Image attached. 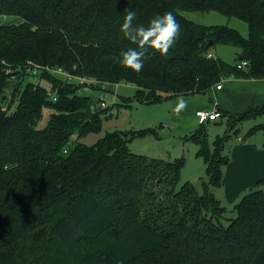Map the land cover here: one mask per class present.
Masks as SVG:
<instances>
[{"label": "trees", "instance_id": "trees-1", "mask_svg": "<svg viewBox=\"0 0 264 264\" xmlns=\"http://www.w3.org/2000/svg\"><path fill=\"white\" fill-rule=\"evenodd\" d=\"M128 11L135 26L166 12L180 25L165 55L147 50L140 72L119 63L124 50L138 47L120 28ZM185 11L240 19L247 33L195 22ZM0 16L9 18L0 23V264L252 263L264 245V178L234 204L233 217L212 188L223 186L239 125L264 113V103L231 114L212 142L208 122L185 137L205 164L201 190L180 184L184 157L130 149L129 141L151 127L78 141L102 130L107 109L103 96L79 90L89 85L104 93L126 81L148 104L205 95L229 76L264 78V0H0ZM218 45L237 48L239 56H214ZM29 60L98 83L32 75ZM241 60L248 61L244 69ZM6 64L21 67L17 79ZM29 75L38 79L26 81ZM122 99L130 106V97ZM261 130L264 124H255L245 136Z\"/></svg>", "mask_w": 264, "mask_h": 264}, {"label": "rangeland", "instance_id": "rangeland-1", "mask_svg": "<svg viewBox=\"0 0 264 264\" xmlns=\"http://www.w3.org/2000/svg\"><path fill=\"white\" fill-rule=\"evenodd\" d=\"M184 14L198 23L203 24H224L239 29L243 34H246L248 29L247 23L237 19L227 17L219 12L211 11L207 13L185 11ZM9 18L0 16V23L8 21ZM230 48L228 45H218L216 48ZM234 48V47H231ZM214 53H216L214 51ZM234 57L233 59H235ZM49 65V64H48ZM52 66V65H51ZM70 72V71H68ZM61 76V75H60ZM62 77V76H61ZM17 79L16 75L12 77ZM11 78V79H12ZM38 77L32 75L27 76V80H36ZM45 83V82H43ZM98 83V82H97ZM108 85V84H106ZM132 83L122 82L115 84L111 89L102 93L100 90L92 89L89 85L83 86L79 92L81 94L91 95L94 98L103 96L107 104V109L101 113L103 120L102 130L99 133H89L84 137H81L78 141L92 144L97 139L102 137L106 132L116 129H144L147 127L153 128L155 131H148L142 135L133 137L129 141V147L136 153L145 154L148 156L174 159L177 157H184V165L180 172V184L185 181H190L202 190V181L205 178L204 161L202 157L197 155L198 146L190 140H186L185 137L189 135L190 131L182 132L179 128L174 126L170 122V116L172 109L170 104L172 101L164 100L155 103H141L138 102L135 97V88ZM130 97V106L122 104V98ZM171 112V113H170ZM49 111H46L44 121L48 118ZM106 115L109 116L106 118ZM264 121V114L261 116L244 120L240 125V132L238 135H244L248 129L255 123ZM209 138L212 142L218 134H224L228 129L227 123L223 122L208 124ZM170 127V128H169ZM254 139L263 138V131H259L254 134ZM77 138L76 135L73 139ZM233 141V140H232ZM232 141L230 144H232ZM216 191L217 196L222 200V203L227 207L226 216H235L234 203L228 202L223 197V191L219 188H212ZM249 192L246 190L245 193ZM244 193V194H245ZM228 219H224L226 223Z\"/></svg>", "mask_w": 264, "mask_h": 264}, {"label": "crops", "instance_id": "crops-1", "mask_svg": "<svg viewBox=\"0 0 264 264\" xmlns=\"http://www.w3.org/2000/svg\"><path fill=\"white\" fill-rule=\"evenodd\" d=\"M212 54L229 62H234L239 56V50L235 47L231 48V46L230 48L215 47ZM234 57L236 58L233 59ZM219 83L222 84L221 88L217 87ZM219 83L211 87L205 95L168 99L172 101L170 104L172 109L170 122L182 132L194 131L200 125L196 111L198 109L212 110L217 108L220 114L221 112L224 113L216 120L207 121L208 124L220 121V123L226 122L229 126L228 120H230L231 114L243 112L252 106L264 103V78L229 76L223 78ZM180 99L185 101L183 107L179 104ZM260 123L264 124V121L255 124ZM245 135L246 133L236 136L232 144L229 145L230 160L224 167L223 186L219 188L223 191V197L234 204L246 190L264 178V137L254 139V134ZM251 264H264V245Z\"/></svg>", "mask_w": 264, "mask_h": 264}, {"label": "clouds", "instance_id": "clouds-1", "mask_svg": "<svg viewBox=\"0 0 264 264\" xmlns=\"http://www.w3.org/2000/svg\"><path fill=\"white\" fill-rule=\"evenodd\" d=\"M135 13L128 11L120 28L123 35L130 41L135 42L138 47H131L124 50L119 58V63L123 67H130L136 72H140L149 48L159 51L165 55L175 44L180 32V25L177 23L171 12L154 16L148 26H135L133 19ZM179 104L184 106L185 101L180 99Z\"/></svg>", "mask_w": 264, "mask_h": 264}, {"label": "built area", "instance_id": "built-area-1", "mask_svg": "<svg viewBox=\"0 0 264 264\" xmlns=\"http://www.w3.org/2000/svg\"><path fill=\"white\" fill-rule=\"evenodd\" d=\"M211 56V54H210ZM5 62V61H3ZM248 65V61L247 60H241L237 63V67L244 69L246 68ZM21 69L20 66H17V69H15L14 67H12L10 64H6L5 65V72L7 74L12 73V77L15 76V70H19ZM26 71L31 73L32 75H40L43 72H48L54 75H58V76H62L63 79H65L66 81H73V82H77L79 84H90V83H97V80L90 78L86 75H77L71 72H68L67 70H65L64 68L60 67V66H51L48 64H40V63H36L33 62L31 60H29L27 62L26 65ZM218 88L222 87V84L219 83L217 85ZM55 99V97H54ZM101 107H106L107 104L105 102V100L102 98L101 101ZM220 112L217 110V108H213L212 110H207V109H198L196 111V116L198 119L199 123H204L207 122L209 120H216L220 117Z\"/></svg>", "mask_w": 264, "mask_h": 264}, {"label": "water", "instance_id": "water-1", "mask_svg": "<svg viewBox=\"0 0 264 264\" xmlns=\"http://www.w3.org/2000/svg\"><path fill=\"white\" fill-rule=\"evenodd\" d=\"M101 107V106H100Z\"/></svg>", "mask_w": 264, "mask_h": 264}]
</instances>
